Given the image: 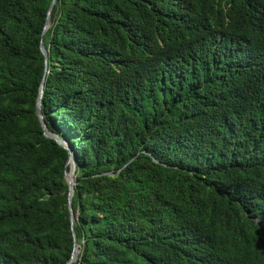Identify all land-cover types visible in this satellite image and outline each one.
Returning a JSON list of instances; mask_svg holds the SVG:
<instances>
[{
  "label": "trees",
  "instance_id": "1",
  "mask_svg": "<svg viewBox=\"0 0 264 264\" xmlns=\"http://www.w3.org/2000/svg\"><path fill=\"white\" fill-rule=\"evenodd\" d=\"M0 0V264H264V0ZM48 51V62L41 50ZM69 169V168H68Z\"/></svg>",
  "mask_w": 264,
  "mask_h": 264
},
{
  "label": "water",
  "instance_id": "2",
  "mask_svg": "<svg viewBox=\"0 0 264 264\" xmlns=\"http://www.w3.org/2000/svg\"><path fill=\"white\" fill-rule=\"evenodd\" d=\"M58 0H52L49 11H48V15H47V20H46V25L43 31V35L48 31V29L51 27L48 26L49 22H51L52 19V12L57 4ZM41 50L46 58V62H48V51L46 50V47L44 45V43L42 42L41 45ZM43 97H44V85L42 86V89L40 91V96L39 99L37 101V114L38 117L40 119V122L42 124L45 136L49 139L55 140L61 147L65 148L66 150H68L70 157L67 163V167H66V172H65V177L66 180L68 182L69 185V200H68V207H69V212H70V219H71V224H72V231H73V235H74V248H73V253H72V257L71 259L66 263V264H74L77 260L78 257L80 255L81 252V244L78 243L77 238H76V232L74 229V225H75V213H74V209L72 206V198L75 192V186L77 185V181H76V171H77V159L75 156V153L73 151L72 146L70 145V143L68 141H66L65 139L59 137L57 134L53 133L51 130L48 129L44 115H43V111H42V101H43ZM71 164L73 165V167L71 168ZM69 168V169H68Z\"/></svg>",
  "mask_w": 264,
  "mask_h": 264
},
{
  "label": "bare ground",
  "instance_id": "3",
  "mask_svg": "<svg viewBox=\"0 0 264 264\" xmlns=\"http://www.w3.org/2000/svg\"><path fill=\"white\" fill-rule=\"evenodd\" d=\"M50 24H51V22H49V24H48V26H50ZM71 168L73 167V165L71 164V166H70Z\"/></svg>",
  "mask_w": 264,
  "mask_h": 264
}]
</instances>
